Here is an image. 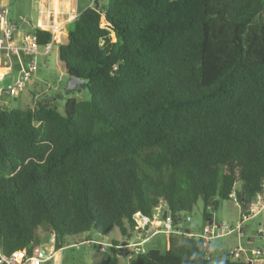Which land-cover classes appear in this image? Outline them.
<instances>
[{"label":"trees","instance_id":"obj_1","mask_svg":"<svg viewBox=\"0 0 264 264\" xmlns=\"http://www.w3.org/2000/svg\"><path fill=\"white\" fill-rule=\"evenodd\" d=\"M94 2L52 46L59 76L83 80L89 99L68 97L61 114L33 94L0 110L4 255H31L50 235L55 251L114 230L130 240L134 216L161 204L174 229L199 201L204 222L220 201L243 212L264 183V0ZM32 34L41 47L53 38ZM101 254L93 264H116ZM130 264L249 263L170 235Z\"/></svg>","mask_w":264,"mask_h":264},{"label":"rangeland","instance_id":"obj_2","mask_svg":"<svg viewBox=\"0 0 264 264\" xmlns=\"http://www.w3.org/2000/svg\"><path fill=\"white\" fill-rule=\"evenodd\" d=\"M4 0H0V3ZM41 0H8L10 18L17 24L19 33H33L35 26L40 20V2ZM54 2V6L50 8L53 10V22L54 24H61L60 28L56 27L55 31H50L54 34L55 44H63L60 31H65L67 25L74 19L70 18L74 14L77 15L86 4H94L92 0H77L76 6L72 5L69 7L64 4L61 0H50ZM99 3H106L107 0H97ZM52 2V3H53ZM68 11L64 16L58 14V10ZM75 9V11H74ZM78 9V10H77ZM31 24V25H30ZM65 33V32H64ZM28 35V34H27ZM58 35H60L58 37ZM57 37V38H56ZM58 39V40H57ZM42 52V50H39ZM56 54V46L52 49V52L48 56H36L32 58L21 57L22 63L26 66L27 62L30 60L35 61L37 69L32 75L31 83L32 89L28 92L29 97L25 96V89H22L18 96L12 97L8 95L4 100L1 96V91L8 90L9 87L13 86L15 81L18 79L19 62L17 59L12 58L10 60L11 69L4 76V80L0 82V107L5 109H19L31 104V95L35 94L37 96H53L63 94V99H54L52 105L61 114H63V104L68 97L75 98L77 100H88L89 96L86 91L81 93L65 94L64 88L66 83V78L59 76L58 71L54 67V56ZM29 85V84H27ZM44 91V92H42ZM202 202L199 201L193 207L192 213L187 216L190 219V225L196 229V231L201 230L206 224L202 217ZM240 206L234 200H224L220 201L217 210L213 214L214 220L222 222L223 224H229L230 226H235L239 222L240 217ZM215 220V221H216ZM238 221V222H237ZM237 222V223H236ZM264 210L261 214L252 217L246 221L243 225L245 226V233L253 238V248L256 247L264 252V240L258 236V232L264 225ZM200 232V233H201ZM171 234L167 233L159 222H154L145 229L138 228L136 231L131 232V239L125 240L121 237L117 230L112 233L101 236L97 234H89L88 236H79L76 238H69L66 240V246L55 252L52 260L47 261L43 264H93L100 261L101 255L97 253V244H85L84 240L86 238L94 239H104V240H118L121 248H116L113 252H109L110 256H113L116 264H130L131 259L134 258L136 253L145 252L147 250L156 249L160 252H164L167 248V241ZM49 237V236H48ZM47 237V238H48ZM237 236H227L220 239L213 240L212 253L217 256L222 249H227L231 246L237 245ZM168 239V240H167ZM222 244L218 246L217 244ZM240 243L246 248V237L240 240ZM43 246L48 247L49 244L47 240L44 241ZM105 248V247H103ZM110 250V245L107 248Z\"/></svg>","mask_w":264,"mask_h":264},{"label":"built area","instance_id":"obj_3","mask_svg":"<svg viewBox=\"0 0 264 264\" xmlns=\"http://www.w3.org/2000/svg\"><path fill=\"white\" fill-rule=\"evenodd\" d=\"M94 0H92L93 2ZM68 11L58 10V14L60 16H64ZM40 14L47 16L48 22L50 23L49 28H42L40 24H38V28L44 31H55L56 27H60L61 24H54L53 22V10L50 6H46L44 9L40 10ZM8 9L6 6H0V57L10 62L12 58H15L19 62L20 66V76L16 81L13 87L9 89V95L12 97H16L19 95L20 91L24 89L27 84L31 83V78L34 72L37 69L36 63L33 60L27 62L26 66L22 63L21 57H36V56H48L51 53L53 46V38L52 41L44 46H39L37 44L36 36L31 34L25 36L19 41H16L15 38V27L12 26L8 20ZM77 15H73L70 18L75 19ZM55 28V29H54ZM42 50L40 52L39 50ZM3 81V76L0 75V82ZM165 208L164 204L159 205L151 218L143 217L139 213L134 216L135 223L138 228L145 229L148 225L159 222L164 230L171 234L174 232V228L172 226V219L170 215H167L165 218L163 217V210ZM210 211V207L207 208ZM264 210V183L261 186V191L256 193L251 199L250 205L246 211H241L239 222L235 226H230L229 224L218 223L214 220L213 215L210 219L206 221L202 232L198 235L197 238L202 239L205 243H210L213 240L220 239L223 237H227L233 234L241 237V227L242 225L259 214H261ZM189 218L187 219V221ZM183 223H179L177 228H182ZM258 236L264 240V225L257 233ZM49 246H38L36 247L31 255H28L25 250L13 252L9 255H4L0 249V264H43L47 261L53 259L55 254V245L57 243L56 236L50 235L47 240ZM85 244H97L102 247L109 246L108 244H103L96 241H86ZM66 245L63 246L65 248ZM62 249V248H61ZM262 251H255V258L262 257ZM228 255L231 259H242L243 250L241 248H235L228 252ZM257 259L250 260V264H257Z\"/></svg>","mask_w":264,"mask_h":264},{"label":"crops","instance_id":"obj_4","mask_svg":"<svg viewBox=\"0 0 264 264\" xmlns=\"http://www.w3.org/2000/svg\"><path fill=\"white\" fill-rule=\"evenodd\" d=\"M61 1H64V4H66V5H68L69 7H71L72 5H74V6H76V3H77V0H61ZM53 1H50V0H41L40 2H39V4H40V9H39V14H40V10H42V9H44L47 5L48 6H54V2L52 3ZM0 6H6L7 7V9H8V16H7V20H8V22L12 25V26H14L15 27V29H16V31H15V38H16V41H19V40H21L22 38H24L25 36H28V35H31V33L29 34V33H24V34H22V33H19L18 32V27L16 26L17 24H15V22L14 21H12V19L9 17L10 16V11H9V2H8V0H4V1H2L1 3H0ZM89 6H91V3L89 4H86V6L83 8V9H85V8H87V7H89ZM55 7V6H54ZM57 10H58V6H57V8H56ZM82 9V10H83ZM78 10V9H77ZM81 10V11H82ZM74 11H75V9H74ZM80 12V11H79ZM44 18H46L45 20H46V22H47V24H48V26L50 25V23L48 22V18H47V16H44L43 17V15H41L40 14V20H39V23L38 24H40V21H42V20H44ZM38 24H37V26H38ZM31 25V24H30ZM36 27V26H35ZM60 28V27H59ZM55 29V28H54ZM65 32V33H64ZM60 31L59 33L61 34V38H62V40H63V42H67V33H66V28H65V31ZM52 35H53V41L55 42V40H54V34L52 33ZM60 35H58V37H59ZM65 43H63V44H65ZM25 58H27V57H25ZM11 69V65H10V62H8L7 60H5V59H3V58H1L0 57V75L1 76H3V80H4V76L6 75V73L7 72H9V70ZM19 76H20V66H19V70H18V79H19ZM17 79V80H18ZM16 80V81H17ZM16 81H15V83H16ZM2 82V81H1ZM14 83V84H15ZM14 86V85H13ZM13 86H11V87H13ZM11 87H9L8 88V90L11 88ZM25 93H24V95L25 96H28L29 97V94H28V92L29 91H31V89H32V84H30L29 83V85H27L25 88ZM3 91H1V93H2ZM42 92H44V91H42ZM9 95V94H8ZM7 95V96H8ZM6 96V97H7ZM1 102H3V101H1ZM0 102V103H1ZM3 104H4V102H3ZM5 105V104H4ZM240 213H241V211H240ZM187 219L188 218H186L182 223H183V227L182 228H177V229H175L174 230V232H172L171 233V235H172V239H173V243L176 245V246H179V245H181L187 238H191V237H198V235L200 234V232H201V230H199V231H196V229L194 228V227H192L191 225H190V219L187 221ZM216 220V219H215ZM217 221V220H216ZM218 222V221H217ZM238 222V221H237ZM236 222V223H237ZM218 223H222V222H218ZM264 223V222H263ZM241 233H242V236L241 237H239V236H237L236 234H233V235H236L238 238H237V245L236 246H231V247H228L227 249H222V251H220V253L218 254V255H220L221 253H228L230 250H233V249H235V248H241L242 250H243V256H242V259L244 260V261H246V262H248L249 263V261L250 260H254V259H257V264H264V252L262 251V257H258V258H255V251L256 250H259L258 248H256V247H252L253 246V243H254V241H253V238L250 236V235H247L246 233H245V226L244 225H242V227H241ZM230 236H232V235H230ZM229 236V237H230ZM246 237V248L243 246V244L242 243H240V240H242L243 238H245ZM96 242H100V243H103V244H108V245H110V250H108L107 249V247H105V248H103L102 246H100V245H97V246H95L96 248V251H97V253L98 254H100V255H102L101 253H109V252H111L112 250L114 251V250H116V248H121L122 246L119 244L117 247H115L112 243H111V240L110 241H108V240H104V239H94ZM114 241H116V242H118V240H116V239H113ZM168 240V239H167ZM168 243H167V248L166 249H168V247H169V240L167 241ZM210 244H211V246H212V244H213V242H210ZM218 246H220V245H222L221 243L220 244H217ZM112 251V252H113ZM213 254V253H212ZM217 255V256H218ZM250 264V263H249Z\"/></svg>","mask_w":264,"mask_h":264},{"label":"water","instance_id":"obj_5","mask_svg":"<svg viewBox=\"0 0 264 264\" xmlns=\"http://www.w3.org/2000/svg\"><path fill=\"white\" fill-rule=\"evenodd\" d=\"M66 44V43H65ZM86 91V87L84 85V81L77 78L69 76L66 78L64 93L69 95L72 93H81ZM9 94V90H5L1 93L2 99L4 100L6 96ZM54 99L62 100L63 94L56 95ZM1 110V107H0Z\"/></svg>","mask_w":264,"mask_h":264},{"label":"bare ground","instance_id":"obj_6","mask_svg":"<svg viewBox=\"0 0 264 264\" xmlns=\"http://www.w3.org/2000/svg\"><path fill=\"white\" fill-rule=\"evenodd\" d=\"M57 38V37H56ZM58 40V39H57Z\"/></svg>","mask_w":264,"mask_h":264}]
</instances>
